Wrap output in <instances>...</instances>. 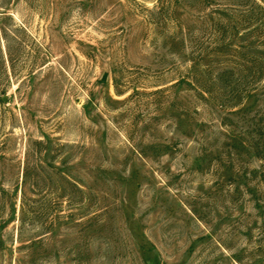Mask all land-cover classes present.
I'll return each mask as SVG.
<instances>
[{"label":"rangeland","instance_id":"374dc122","mask_svg":"<svg viewBox=\"0 0 264 264\" xmlns=\"http://www.w3.org/2000/svg\"><path fill=\"white\" fill-rule=\"evenodd\" d=\"M0 264H264V0H0Z\"/></svg>","mask_w":264,"mask_h":264},{"label":"trees","instance_id":"16d2710c","mask_svg":"<svg viewBox=\"0 0 264 264\" xmlns=\"http://www.w3.org/2000/svg\"><path fill=\"white\" fill-rule=\"evenodd\" d=\"M28 174H29V172H28L27 168H25L24 172H23L24 183L26 182V179L28 178Z\"/></svg>","mask_w":264,"mask_h":264},{"label":"water","instance_id":"95a60500","mask_svg":"<svg viewBox=\"0 0 264 264\" xmlns=\"http://www.w3.org/2000/svg\"><path fill=\"white\" fill-rule=\"evenodd\" d=\"M102 80H105V76H103Z\"/></svg>","mask_w":264,"mask_h":264}]
</instances>
